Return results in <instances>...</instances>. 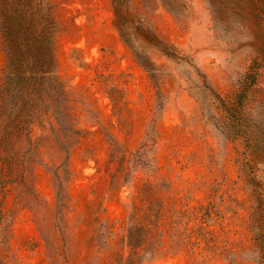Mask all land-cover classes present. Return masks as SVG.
I'll use <instances>...</instances> for the list:
<instances>
[{"label": "rangeland", "instance_id": "1", "mask_svg": "<svg viewBox=\"0 0 264 264\" xmlns=\"http://www.w3.org/2000/svg\"><path fill=\"white\" fill-rule=\"evenodd\" d=\"M49 2L64 94L0 155V264H264V0Z\"/></svg>", "mask_w": 264, "mask_h": 264}, {"label": "trees", "instance_id": "2", "mask_svg": "<svg viewBox=\"0 0 264 264\" xmlns=\"http://www.w3.org/2000/svg\"><path fill=\"white\" fill-rule=\"evenodd\" d=\"M114 2L118 13L121 0ZM57 31L49 0H0V32L7 57L0 89V155L13 158L14 141L28 137L36 115H48L57 95L64 94L56 75ZM143 32L158 46L154 34Z\"/></svg>", "mask_w": 264, "mask_h": 264}]
</instances>
